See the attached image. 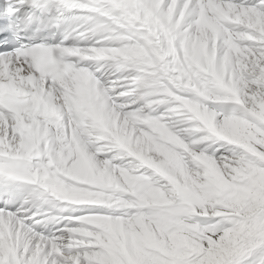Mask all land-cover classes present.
<instances>
[{"label":"snow or ice","instance_id":"obj_1","mask_svg":"<svg viewBox=\"0 0 264 264\" xmlns=\"http://www.w3.org/2000/svg\"><path fill=\"white\" fill-rule=\"evenodd\" d=\"M0 264H264V0H0Z\"/></svg>","mask_w":264,"mask_h":264}]
</instances>
